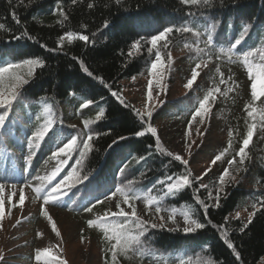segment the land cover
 Returning <instances> with one entry per match:
<instances>
[{
  "label": "trees",
  "instance_id": "obj_1",
  "mask_svg": "<svg viewBox=\"0 0 264 264\" xmlns=\"http://www.w3.org/2000/svg\"><path fill=\"white\" fill-rule=\"evenodd\" d=\"M90 3L91 8L88 7ZM60 10L67 16L63 24L60 23L63 19ZM213 22L216 24L212 33L214 42L206 46V23ZM0 24L5 25L0 29V66L31 58L44 62L42 68L34 70L32 77H26L29 83L21 89L22 95L13 105L6 127L0 129V148L13 152L31 151L28 139L43 123V113L50 105L67 111L83 127L84 120H92L88 128L72 133L54 125V132L49 133L40 146L55 147L61 134L69 139L78 136L81 140L88 134L93 136L92 150L83 158L79 150L74 151L68 169L63 172L65 177L76 169L81 177H89L72 187L71 190H79L74 200L67 198L72 201L71 205L77 201L82 208L99 204L97 201H103L114 188L128 183L133 186L131 191L139 196L158 195L164 185L157 181L191 173L188 165L174 160L165 150L161 153L156 147V137L151 133L135 134L144 131L149 123L153 125L172 113L186 111L182 107L192 106L190 99L184 106L162 107L150 118L145 116L141 120L138 111L120 98L121 84L147 68L149 60L144 46L152 36L168 27L187 26L192 31H174L170 36L174 40L171 44L178 46L180 35L182 43L185 40L203 50L201 58L218 64L243 65V54L264 48V0H212L208 6L184 4L182 0H76L75 3L73 0H0ZM245 25L248 30L229 61L220 54V48H227L230 42L241 37ZM68 31L88 35L89 42L76 40L58 47L59 38ZM98 35L103 36L100 41ZM189 36L195 38L185 39ZM137 41L141 45L139 51L132 49ZM250 59L259 62L258 55ZM83 67H87L92 75L84 72ZM20 71L24 74L27 69ZM113 92L117 95H112ZM89 100L92 103L88 107H81ZM262 108L264 105L257 110ZM101 111L103 116L96 120ZM54 119L62 121L61 114L55 112ZM256 119L264 124L258 113ZM141 156L146 159L137 163L136 159ZM248 168V174L242 180L246 182L244 188H231L220 198L219 207L210 205L204 190L199 189L191 174V185L167 199L166 203L173 207H193L194 218L204 223L205 228L183 233L146 224L145 236L139 246L145 254L141 256L140 251L130 253V259L118 256L116 263L122 260L123 264H145L150 254L156 253L153 255L165 258L167 264L176 258L179 264L182 261L199 264L207 258L213 264H261L264 261V159L253 160ZM197 196L209 205L207 209L196 204ZM248 209H252L254 215L251 223H246L247 227L243 228L245 224L234 215ZM121 221L125 222L113 220ZM96 231L101 242V262L111 264L110 244L102 229L96 227ZM225 233L239 252V260L233 249L227 247L223 238Z\"/></svg>",
  "mask_w": 264,
  "mask_h": 264
},
{
  "label": "rangeland",
  "instance_id": "obj_2",
  "mask_svg": "<svg viewBox=\"0 0 264 264\" xmlns=\"http://www.w3.org/2000/svg\"><path fill=\"white\" fill-rule=\"evenodd\" d=\"M102 37V35L98 36V41ZM65 42H67L66 39ZM150 47L149 40L144 46L145 56L148 54L149 60L146 70L132 80L122 83V99L136 107L139 112L151 110L153 115L161 106L164 109L170 108V105L174 107L185 104L189 99L190 105H194L203 98L208 90L216 86H219L221 93H224L215 94V99L209 102L210 111L203 118V123H199L200 117H197L196 121H192L194 109L182 115H174L156 121L151 125L156 128L160 145L165 150L173 155L178 154L183 160L188 161L187 165L190 167L199 189L204 190L207 200L211 205H214L218 178L225 168H229L232 175L236 176V180L232 181L230 178H226L228 182L224 185L220 198L227 195L235 186L244 188L246 182H242V180L248 174V167L253 160L258 161L259 157L264 158V127L259 128L256 125L242 166L239 165L240 157H236V166L241 167L242 170L235 172L234 168L228 165V160L242 146V140L246 138L248 127L255 123L252 117L246 113L251 110V108L246 109V105L256 108L262 101V97L257 101L252 100V81L244 68L239 65L222 68L210 61L200 62L201 67L197 69L200 75L197 81L194 82L191 90L186 89L184 85L191 77V69L197 62L194 58L189 57L190 54L193 55V50L177 48L176 45L171 44V37L168 39V47L166 49L161 47L162 54L166 59V66L160 69L162 76L158 85L155 83V78L150 75L151 62L155 59V49L150 53L148 52ZM169 53L170 60L168 59ZM217 68L223 73L224 79L228 81L226 84L219 83L220 76L216 71ZM149 81H153L151 101L148 99ZM263 85L258 84V90ZM75 123L69 118V126H80ZM242 125L246 131L240 133L239 129ZM259 132L261 133L259 134ZM258 135L260 138L256 139ZM229 143H231V148L224 159L213 165L211 163L213 158L227 148ZM61 146L63 145L61 144ZM29 156L26 153L20 157L19 161H14L10 155L0 153V184L5 186L2 194L5 202L4 214L0 218V256L3 257L0 264H45L44 257L36 259L37 250L42 251L45 248L49 249L51 254L64 264H102L98 235L93 230V226L89 227L87 222L102 217L106 212L118 211L116 205L122 198L117 194L115 197L106 199L102 205L93 207L92 212L83 213L64 208L60 200L56 204L45 205L34 192V188L41 183L37 177L50 174L57 162L51 159V155L47 151L35 155L32 160H27ZM61 159H65V157H61ZM206 171L207 174L204 175ZM59 175L51 184L55 185L63 179L59 178ZM198 177L202 178L197 179ZM202 184L207 185V189L201 187ZM124 188H128V185H124ZM21 190L24 194L23 204L19 202ZM69 190L71 188L65 187L60 193V197L65 196ZM209 192L212 193L213 198H209ZM9 197H11L10 200ZM131 203L135 206L137 215L149 226L156 224L158 225L156 228L170 231H183L185 227L183 217L180 215L184 209L175 208L177 214L175 223H172L167 217L174 207L159 203L149 208L143 198L132 200ZM156 206H161L165 210L157 214ZM121 207L130 211L128 205L121 203ZM42 209H46L53 218L60 235L52 231L51 223L42 214ZM237 213H239L238 218ZM237 213L234 217L246 224L252 217L253 210L248 209ZM161 216L164 217V220L160 219ZM116 218L121 219V217ZM161 224L164 226L159 227ZM38 233H42V235L38 236ZM146 264L162 263L156 258ZM261 264H264V261Z\"/></svg>",
  "mask_w": 264,
  "mask_h": 264
},
{
  "label": "snow or ice",
  "instance_id": "obj_3",
  "mask_svg": "<svg viewBox=\"0 0 264 264\" xmlns=\"http://www.w3.org/2000/svg\"><path fill=\"white\" fill-rule=\"evenodd\" d=\"M76 0H73V3H75ZM212 0H182V3L189 4V5H199L204 4L205 6H208ZM88 7L91 8L93 5L90 3L88 4ZM60 16L63 18L60 23L63 24L65 20H67V16L64 14L62 10H60ZM15 19V16L13 17ZM17 23L19 21L17 20ZM107 26V25H105ZM5 25L0 24V29H3ZM206 28L208 32L207 40L205 41L206 46L213 45L214 37L212 33L216 29V24L213 23H206ZM248 30V26L245 25L243 27L241 37H238L234 41L229 43V46L227 48H220V54L227 57L229 61L233 58V51L238 48V45L242 42V37L244 33H246ZM174 31H182V32H189L192 31L191 28L185 26L182 28L174 29L172 27L165 28L163 31L159 32L157 35H154L151 37L150 45L151 47L148 48V52H152L155 49V59L151 62L150 67V75L155 78V83L160 84V78L162 76V73L160 72L161 68H164L166 66V59L165 56L162 54L161 47L166 49L168 47V39L170 35ZM22 35H26V33H22ZM94 35V34H93ZM199 35V33H197ZM65 39L69 44L72 42L79 40L83 41L85 43L89 42V36L82 34V33H75L72 31L66 32L63 36H61L58 40V47H63ZM141 48L140 42L137 41L132 45V49L135 51H139ZM203 50L197 48V52H202ZM132 53L129 52V55ZM256 55L259 56V62L254 63L251 57H255ZM168 59H171L170 53L168 54ZM243 65L246 66L247 72L249 74V77L252 81L251 83V98L253 101L259 100L262 96H264V87L258 90L257 85L258 84H264V48L256 49L255 51H249L246 54H243L242 58ZM44 66V62L39 58H31V59H25L22 62L19 63H6L4 66H0V109H3V112L0 113V129H4L6 127V121L9 118V113L12 110L13 105L20 99L22 92L21 89L24 85L29 83V79L26 77H32L34 74V70L36 68H42ZM206 66V64H205ZM201 67V63H196L195 67L191 69V77L187 80L184 87L186 89L191 90L193 88V84L195 81H197L200 73L197 71ZM21 69H27L26 73L22 74ZM83 71L86 72L89 76L92 75L91 72H89L87 67H83ZM217 73L220 76L219 83L220 84H226L228 81H226L223 77V73L220 72V69H216ZM230 79V78H229ZM103 82V81H102ZM153 81H149V91H148V99L149 101L152 100V86ZM215 94H224L221 93V89L219 86H216L206 92V94L203 96L202 99H199L197 101L198 107L195 108L194 114L192 115V121H196L197 117H200L199 123H203V118L209 113L210 108L208 107L209 102L213 99H215ZM112 95L116 96L117 93L113 92ZM92 101H85L81 107H88ZM251 108L250 111H248V116L252 117L253 119L256 118V115L258 113L259 118L261 121H264V108L257 110L256 108L252 107L251 105H246V109ZM103 111L99 112L96 116V120H99L103 116ZM137 115L140 117L141 120H144L145 116L151 117L152 111L147 110L145 112H137ZM54 119L51 115V109L46 108V115L43 118V123L39 124L35 130L32 132L30 138L28 139V146L32 149H37L41 146V144L45 141L46 137H48L49 133L54 132ZM93 123L92 120L86 119L83 121L84 127L88 128ZM256 128V124L253 123L248 127L246 138L242 140V146L239 148L238 152L230 159L228 160V165L230 167H233L235 172H240L242 169L237 165L236 157L239 156V165H243L244 161L246 159V149L249 146V143L253 137V130ZM146 133H151L152 136L156 137V147L159 149L161 153L164 152V149L160 147V141L159 137L157 136V130L156 128L152 127L149 123L147 128L144 131H138L135 134L137 136H144ZM98 135V134H97ZM93 139V136L91 134H88L87 137L83 140H81L78 136H72L67 143H62L63 146L58 147L57 150L52 152L51 159L56 160L57 164L56 167L51 171L50 174H47L45 176H38L37 179L41 181L40 185L34 188V192L37 194V198H41L43 200V203L45 205L52 203L56 204L60 200V193L62 190L67 188H72L76 184L82 182L83 180H87L89 177L87 175L81 177L79 175V172L74 169L71 173L66 175L62 180L59 181V183L55 184L51 187L50 191L45 192V188L51 184V182L60 174V172L63 169V166L67 163V158H70L71 153H73L76 150H79L80 156L83 158L87 152L92 150L91 141ZM120 139H124V137H121ZM113 143H116V141H113ZM231 148V143H229V146L225 148L222 152L217 154L211 163L215 165L218 161H221L224 159L226 154ZM168 156L173 157L174 160L180 161L183 164H187L188 161L183 160V158L176 154L173 155L171 152L167 153ZM61 157H65V159H61ZM146 157H139L136 159L137 163H140V161L145 160ZM80 161H77V164H79ZM124 169H121V172H123ZM210 171V169H209ZM207 174V171L204 173V175ZM191 175L190 172H185L173 179V176H167L165 180H159L157 181L158 184L164 185L166 188V191H164L163 196L167 197L168 195H174L179 190L186 188L191 185L192 181L189 179V176ZM202 177H198L197 179H201ZM226 178H230L232 181L236 180V176L232 175V173L229 171V168H225L223 172L220 174L218 178V187L217 192L214 197L216 203L212 206L219 207V200H220V193L223 192L224 185L228 182ZM165 181H168L166 183ZM201 187L207 189V185H201ZM5 186L3 184H0V218L3 217L4 214V205L5 202L2 198V194L4 192ZM117 194L122 198L120 202L117 203L116 207L118 208V211H109L106 212L102 217H99L98 219L89 220L88 226H96L103 230L105 239L109 242V252L111 253V264H116L118 256H123L125 258H131L129 255L130 253H136L137 251H140L139 246L142 245V238L145 236V227L147 222L144 221L141 217L137 215V211L135 206L131 203L134 199H145L146 206L151 208L154 205H158L160 203V200L155 197L148 195L146 197H141L137 195L136 193H133L131 189L129 188L126 190L124 187H116L115 191L111 193V197H106L105 199H110L112 197H115ZM209 198H213L212 193H208ZM11 197H9V200ZM162 199V198H161ZM196 204L202 205L204 209H207L209 205L205 203L204 200H201L198 196L195 197ZM19 202L20 204H23L24 202V194L23 190L20 191L19 195ZM97 203H103V201H97ZM121 203L128 205V208L130 211H126L124 207H121ZM262 206H264V202H262ZM94 207V205H93ZM93 207H86L85 211L92 212ZM255 207V205H253ZM162 210L161 206L155 207V212L159 214ZM42 214L48 219V221L51 223V229L53 232H55L57 235H60L59 231L57 230L56 223L53 221V218L50 216L48 211L46 209H42ZM177 214V210L175 208L171 209L170 214L168 215L167 219L172 221V223H175V217ZM180 215L183 217L185 227L183 228V231L185 233H192L196 232L197 230L205 228V224L199 222L197 219L194 218L195 215V209L191 206L187 207L186 209L182 210L180 212ZM254 215V213H253ZM116 217L124 218V221H131V226L128 223H125L123 221L121 222H113V219ZM239 217V213H237V218ZM161 220H164V217H160ZM248 223H251V217L249 218ZM153 228H156L158 225L152 224ZM164 225L161 224L159 227H163ZM247 224L243 226V228H246ZM243 228L241 231H243ZM42 235V233H38V236ZM224 240L229 249H233L234 255L237 260L240 259L239 252L235 251V246L232 242L228 240L227 233L224 234ZM114 241V243H112ZM145 253L143 251H140V255L143 256ZM41 257L45 258V264H64V262L58 261V259L53 256L49 249L45 248L42 251L37 250L36 252V259L39 260ZM3 257L0 256V260H2ZM181 264H184L182 261ZM200 264H213V261L210 258L202 259L200 261Z\"/></svg>",
  "mask_w": 264,
  "mask_h": 264
}]
</instances>
